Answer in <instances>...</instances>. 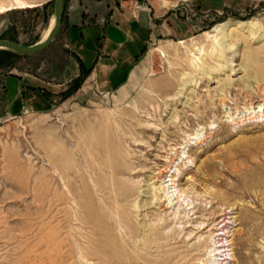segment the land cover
<instances>
[{"label":"rangeland","instance_id":"obj_1","mask_svg":"<svg viewBox=\"0 0 264 264\" xmlns=\"http://www.w3.org/2000/svg\"><path fill=\"white\" fill-rule=\"evenodd\" d=\"M155 3L170 32L117 91L81 72L16 112L5 76L69 63L60 33L34 56L0 49V264H212L216 247L264 264V0ZM54 7L0 13V39L42 40Z\"/></svg>","mask_w":264,"mask_h":264},{"label":"crops","instance_id":"obj_2","mask_svg":"<svg viewBox=\"0 0 264 264\" xmlns=\"http://www.w3.org/2000/svg\"><path fill=\"white\" fill-rule=\"evenodd\" d=\"M27 1L40 7L51 0ZM149 1L152 13L136 9L133 0H66L56 52L66 58L69 66L55 69V58H45L40 68L50 70L47 75L26 72L5 76L2 86L9 107L16 112L25 108L48 110L53 99L43 92L26 98L23 95L32 93L34 86L55 85L56 92L81 72L87 75L85 82L94 80L102 90L117 91L127 86L145 60L153 37L170 32L169 18H161L156 0ZM51 52L55 53V46ZM55 77L64 80L52 83Z\"/></svg>","mask_w":264,"mask_h":264},{"label":"water","instance_id":"obj_3","mask_svg":"<svg viewBox=\"0 0 264 264\" xmlns=\"http://www.w3.org/2000/svg\"><path fill=\"white\" fill-rule=\"evenodd\" d=\"M66 0H55L54 17L55 22L48 36L34 44H23L19 41L1 38L0 49H7L19 54L31 55L49 47L61 31L65 13Z\"/></svg>","mask_w":264,"mask_h":264},{"label":"bare ground","instance_id":"obj_4","mask_svg":"<svg viewBox=\"0 0 264 264\" xmlns=\"http://www.w3.org/2000/svg\"><path fill=\"white\" fill-rule=\"evenodd\" d=\"M14 5H15V7H14ZM30 8V7H35V3L33 4V3H30V2H28L27 0H13V3H10V4H5V3H1L0 4V13H4V12H6V11H8V10H11V9H14V8ZM54 22H55V17H53V19H52V21H51V25H50V28H49V30L46 32V34H45V36L43 37L44 39L48 36V34L50 33V30H51V28H52V26H53V24H54ZM244 22V21H243ZM243 22H241V23H243ZM228 23V22H227ZM262 106H263V104H262ZM262 108V107H261ZM184 152L185 151H183V154H184ZM182 153V152H181ZM181 156V155H180ZM180 159V158H179ZM172 161V160H171ZM176 164V163H175ZM177 166V165H176ZM169 168V167H168ZM172 169L173 168H171V169H169V173H168V175H164L165 176V178L166 177H169L168 179L169 180H165V182H170V180H173V174H172ZM176 169H177V167H176ZM164 171H165V168L163 169ZM168 170V169H167ZM174 172V171H173ZM163 173V172H162ZM161 176V175H160ZM163 178V177H162ZM163 182V181H162ZM178 191L180 190V189H177ZM176 191V190H175ZM175 195V194H174ZM180 195V194H179ZM182 196V195H181ZM170 198V197H169ZM223 230V229H222ZM216 235H218V233L216 234ZM218 239H220V238H218ZM223 239V238H222ZM215 240V239H214ZM219 241V240H218ZM215 242V241H214ZM213 242V243H214ZM217 242V241H216ZM231 242V241H230ZM219 243V242H218ZM231 244V243H230ZM219 248H213V253H212V264H223V262H222V260H221V258L219 257L221 254H219ZM232 250V249H231ZM223 251V250H222Z\"/></svg>","mask_w":264,"mask_h":264},{"label":"built area","instance_id":"obj_5","mask_svg":"<svg viewBox=\"0 0 264 264\" xmlns=\"http://www.w3.org/2000/svg\"><path fill=\"white\" fill-rule=\"evenodd\" d=\"M134 1V7L138 10L140 9H145L150 11L151 13L153 12L152 5L149 0H133Z\"/></svg>","mask_w":264,"mask_h":264},{"label":"trees","instance_id":"obj_6","mask_svg":"<svg viewBox=\"0 0 264 264\" xmlns=\"http://www.w3.org/2000/svg\"><path fill=\"white\" fill-rule=\"evenodd\" d=\"M11 39L17 41L15 38H11ZM1 52H3V54H5L7 56H13L15 54H19V53H16L14 51L7 50V49H3V51H1Z\"/></svg>","mask_w":264,"mask_h":264}]
</instances>
